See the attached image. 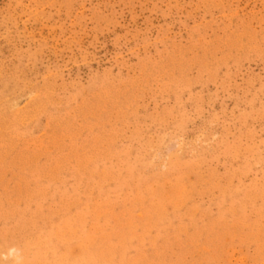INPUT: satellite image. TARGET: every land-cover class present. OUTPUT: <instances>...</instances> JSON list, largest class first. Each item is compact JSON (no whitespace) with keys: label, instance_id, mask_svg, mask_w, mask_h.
I'll return each mask as SVG.
<instances>
[{"label":"rangeland","instance_id":"374dc122","mask_svg":"<svg viewBox=\"0 0 264 264\" xmlns=\"http://www.w3.org/2000/svg\"><path fill=\"white\" fill-rule=\"evenodd\" d=\"M0 264H264V0H0Z\"/></svg>","mask_w":264,"mask_h":264}]
</instances>
